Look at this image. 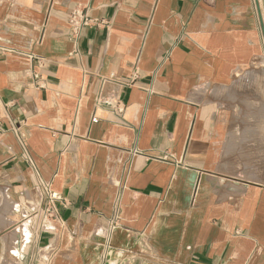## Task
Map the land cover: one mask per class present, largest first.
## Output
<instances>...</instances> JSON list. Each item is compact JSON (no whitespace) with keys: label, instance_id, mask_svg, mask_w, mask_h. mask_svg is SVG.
<instances>
[{"label":"crops","instance_id":"0c3cea01","mask_svg":"<svg viewBox=\"0 0 264 264\" xmlns=\"http://www.w3.org/2000/svg\"><path fill=\"white\" fill-rule=\"evenodd\" d=\"M78 7L103 25L75 44ZM250 80L264 81V0H0L15 264H264V173L233 146L264 144V99L233 115ZM44 184L61 197L49 227Z\"/></svg>","mask_w":264,"mask_h":264},{"label":"rangeland","instance_id":"374dc122","mask_svg":"<svg viewBox=\"0 0 264 264\" xmlns=\"http://www.w3.org/2000/svg\"><path fill=\"white\" fill-rule=\"evenodd\" d=\"M238 83H235L237 86ZM239 89L238 94L232 97L233 115L236 119L241 120L243 117L246 119H254V116L258 113L255 111H243V106L245 109L248 107H255L262 102L264 99L263 95L259 92L264 89L263 80H250L249 82H243L237 86ZM259 91V92H258ZM252 129V128H251ZM250 129L249 138L254 135ZM247 138V137H246ZM244 138V139H246ZM237 140V139H236ZM235 147V153L240 159L238 162L240 164H248L253 172L264 173V144L261 143H244L239 144L237 141L233 145ZM248 157V159H246ZM242 168V167H240ZM264 179V176H261ZM18 205L10 206L5 197L0 194V264H15L18 258L17 256V234L25 231L23 227L19 226L25 223L23 220V214L21 213ZM20 212V213H19ZM19 234V235H20ZM4 237V238H2ZM27 238H25L26 240Z\"/></svg>","mask_w":264,"mask_h":264},{"label":"built area","instance_id":"2783aa9c","mask_svg":"<svg viewBox=\"0 0 264 264\" xmlns=\"http://www.w3.org/2000/svg\"><path fill=\"white\" fill-rule=\"evenodd\" d=\"M69 25H70V39L77 44L78 40L81 38L83 31L86 28L91 27H100L103 25V22H99L97 20H94L90 18L88 9L78 7L74 11H72L69 19ZM137 73V71H136ZM35 76V75H34ZM35 79L37 76L34 77ZM93 122H97V118H93ZM18 140L21 143V146L23 147L24 154L26 159L32 163V158L29 155V153L26 150L24 141L21 136H18ZM44 191L47 194L48 201L45 209L43 210V217H42V224L44 226L49 227L51 223H56L60 220L58 209L55 205L57 201L61 200V197L58 193L51 190L49 184L43 185ZM118 226L117 220H115L112 224L111 230L113 231ZM55 227H52L50 230H54Z\"/></svg>","mask_w":264,"mask_h":264}]
</instances>
